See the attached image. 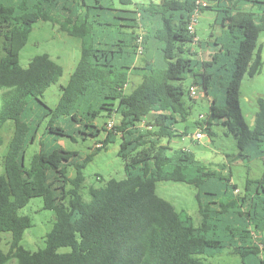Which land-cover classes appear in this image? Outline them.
<instances>
[{"label":"trees","instance_id":"1","mask_svg":"<svg viewBox=\"0 0 264 264\" xmlns=\"http://www.w3.org/2000/svg\"><path fill=\"white\" fill-rule=\"evenodd\" d=\"M119 2L131 6L117 7L113 0L0 2V146L4 125L13 126L0 173V264H234L213 261L224 252L239 264H263L258 237L264 233V172L246 178L241 189L230 178V166L227 172L224 164L210 168L171 142L179 136L176 124L190 114L184 95L194 99L189 87L195 85L210 98L204 126L197 128L209 132V124L217 123L233 132L242 151L233 160L250 157L247 147L264 144V96L257 97L252 124L239 106L242 77L262 68L255 49L264 30V0ZM205 9L216 11L214 23L225 28L211 42L195 40L196 30L188 28L192 15ZM38 20L81 39L77 65L60 85L54 107L40 97L62 76V65L47 53L31 58L27 67L19 64ZM207 47L211 57L198 58L197 48ZM102 112L117 116L111 128L95 123ZM41 127L47 139L26 164V146L35 143ZM101 130L105 136L84 157L48 142ZM181 131L187 134L186 126ZM115 136L125 176L89 188L86 200L83 168ZM252 153L264 160V149ZM162 180L197 189L198 223L156 193ZM34 196L43 198L55 220L44 247L30 251L21 240L31 222L19 209ZM3 233L10 235L6 251Z\"/></svg>","mask_w":264,"mask_h":264},{"label":"rangeland","instance_id":"2","mask_svg":"<svg viewBox=\"0 0 264 264\" xmlns=\"http://www.w3.org/2000/svg\"><path fill=\"white\" fill-rule=\"evenodd\" d=\"M11 0H0L3 3H10ZM117 7H130L131 5L120 3L119 0H113ZM144 1L148 0H133ZM157 1V0H156ZM216 11L205 9L197 15L195 30L197 39L203 41L208 39L210 42L215 36H222L225 28L214 23L216 18ZM73 17L75 14H71ZM219 20V19H218ZM213 34L214 36H209ZM203 43V42H202ZM198 45V43H197ZM204 45V43H203ZM196 46V44H195ZM260 50L262 58V68L259 73L249 76L245 74L242 77L239 92V106L245 120L252 124L254 115L258 109L257 97L264 96V30L261 31L257 38V46L255 55ZM81 51V39L76 36L68 35L59 28L58 24L51 21L38 20L32 24L25 45L19 52V64L22 67H27L31 58L38 54L47 53L51 59L63 67V74L59 80L50 85L40 97L48 106L54 107L58 102L61 89L60 85L67 83L70 73L77 65ZM198 58L209 59L212 55V49L197 48ZM141 57V56H140ZM131 80L138 81L136 76H132ZM190 79L183 81L184 86L187 87ZM126 90L130 91V84ZM186 103L191 104L192 108L189 116L184 122H179L176 127L179 129L176 136L172 139L171 145L173 147H185L195 153L196 157L208 164L210 168L220 169L224 164L222 171L227 172L230 166L232 181L236 182L239 188L242 189L246 178L256 179L260 178L264 172V160L260 155L253 154L255 149H264V144L259 143V146L254 147L253 150L247 147L246 154L250 157L234 158L232 154L242 152L237 145V138L235 134L227 129V127L211 123L209 124L210 131L203 130L204 136L198 138L195 136L197 126H204V120L209 110L210 98H207L202 90H198V95L194 99H190L187 92L184 95ZM117 122V116L111 117ZM109 120L107 114L102 112L95 119L98 127L105 126V121ZM199 123V125H197ZM186 126L187 134L181 131ZM13 133V126L8 121L3 129L1 135L3 137V144L0 146V173L3 172V159L7 146L11 140ZM106 132L101 130L99 134L83 137L79 134L74 135V141L68 137H60L58 140L48 139L51 146L57 143L63 145L68 149L78 150L79 156L84 157L86 153L90 152V147L94 148L98 144H94L96 140L103 139ZM47 136L44 133V127L39 129L38 136L35 143L29 144L26 147L25 162L29 163L32 154L39 149V141H45ZM50 146V147H51ZM120 146L119 136H115L113 140L106 144V147L97 152L91 161H89L83 168L85 176V187L82 190L83 197L88 200V189L91 187H98L105 183L110 178L121 179L125 176L123 159L118 155ZM253 155H252V154ZM73 170V168H72ZM72 172V171H71ZM197 189L185 182L162 180L156 183V193L169 201L176 210H185L190 213L196 223L200 221V216L197 212ZM237 195L239 191L235 190ZM19 214L27 215L30 219L31 225L25 229L21 245L30 251H35L45 245V235L52 228L55 213L53 210L43 208V198L41 196L31 197L28 203L19 209ZM262 233V232H261ZM10 235L2 234L1 248L3 251L8 249V241ZM257 239V237L255 238ZM258 241L263 245L260 258L264 259V233L258 237ZM61 248L60 250H64ZM228 253V252H227ZM214 262H228L239 264L240 260L237 256L226 254L216 256L213 258Z\"/></svg>","mask_w":264,"mask_h":264},{"label":"built area","instance_id":"3","mask_svg":"<svg viewBox=\"0 0 264 264\" xmlns=\"http://www.w3.org/2000/svg\"><path fill=\"white\" fill-rule=\"evenodd\" d=\"M199 4H202L204 5L205 2H202V1H198ZM199 14L198 11H196L191 19H190V22L188 24V28L190 31H194L195 30V24H196V19H197V15ZM197 39V37H195V40ZM139 50H141V48H139ZM198 90L199 88L195 85H191L189 87V93L192 97H196L198 95ZM114 121L112 118H109V120H107L106 122V126H108V128H111V126L113 125ZM195 136L198 137V138H202L204 136V133H203V130L201 128H197L196 132H195ZM99 145V144H98ZM264 264V263H263Z\"/></svg>","mask_w":264,"mask_h":264},{"label":"crops","instance_id":"4","mask_svg":"<svg viewBox=\"0 0 264 264\" xmlns=\"http://www.w3.org/2000/svg\"><path fill=\"white\" fill-rule=\"evenodd\" d=\"M207 97V96H206ZM207 98H209V97H207Z\"/></svg>","mask_w":264,"mask_h":264},{"label":"water","instance_id":"5","mask_svg":"<svg viewBox=\"0 0 264 264\" xmlns=\"http://www.w3.org/2000/svg\"><path fill=\"white\" fill-rule=\"evenodd\" d=\"M254 120V119H253Z\"/></svg>","mask_w":264,"mask_h":264}]
</instances>
